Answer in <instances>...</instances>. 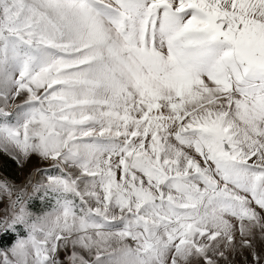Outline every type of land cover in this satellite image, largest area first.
<instances>
[{
  "label": "snow or ice",
  "instance_id": "obj_1",
  "mask_svg": "<svg viewBox=\"0 0 264 264\" xmlns=\"http://www.w3.org/2000/svg\"><path fill=\"white\" fill-rule=\"evenodd\" d=\"M0 155V264H264V0H0Z\"/></svg>",
  "mask_w": 264,
  "mask_h": 264
},
{
  "label": "rangeland",
  "instance_id": "obj_2",
  "mask_svg": "<svg viewBox=\"0 0 264 264\" xmlns=\"http://www.w3.org/2000/svg\"><path fill=\"white\" fill-rule=\"evenodd\" d=\"M0 164H3V162L1 160H0ZM0 174H3L5 176H9V177H14V178H16L17 182H20L21 180H23L24 170L20 169L16 165V167L11 171V176L8 174L2 173L1 170H0ZM243 260H244L243 257H237L236 258V264H243Z\"/></svg>",
  "mask_w": 264,
  "mask_h": 264
},
{
  "label": "trees",
  "instance_id": "obj_3",
  "mask_svg": "<svg viewBox=\"0 0 264 264\" xmlns=\"http://www.w3.org/2000/svg\"><path fill=\"white\" fill-rule=\"evenodd\" d=\"M0 160L3 162L0 164L1 172L11 176V171L16 167V164L6 156L0 155Z\"/></svg>",
  "mask_w": 264,
  "mask_h": 264
}]
</instances>
